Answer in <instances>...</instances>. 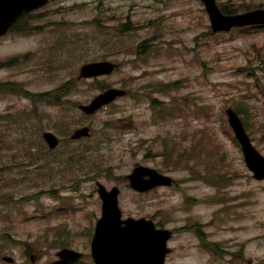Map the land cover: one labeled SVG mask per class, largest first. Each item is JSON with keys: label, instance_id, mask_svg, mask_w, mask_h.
Segmentation results:
<instances>
[{"label": "rangeland", "instance_id": "rangeland-1", "mask_svg": "<svg viewBox=\"0 0 264 264\" xmlns=\"http://www.w3.org/2000/svg\"><path fill=\"white\" fill-rule=\"evenodd\" d=\"M76 2L66 3L62 17L48 8L63 25L0 43L5 60L34 54L26 64L0 70V79L13 75L9 79L41 93L76 78L82 63L104 57L118 69L100 81L79 83L66 101L87 102L109 87L131 86L132 79V89L140 86L144 94L106 108L114 118L131 115L134 128L118 122L115 138L110 126L101 129L107 114L100 113L92 119L91 140L54 152L43 147L39 133L70 132L56 130L66 129L65 121H48L70 114L68 102L61 108L37 104L35 125L26 96H2L0 112L7 105L19 109L21 118L0 122V192L13 189L24 202L4 213L8 200L0 204V264L2 256L14 257L13 264H48L63 247L87 253L84 216L91 213L94 224L100 214L88 210L97 200L96 181L122 191L124 217L153 216L173 231L167 264H264V181L252 179L224 114L232 107L243 116L264 155V30L212 34L199 0H105L97 13L91 0ZM217 2L264 8V0ZM92 16L98 17L95 25L82 22ZM137 162L170 175L176 186L133 193L123 181ZM63 201L73 210L60 209ZM23 249L37 250L33 263ZM79 264L92 263L86 256Z\"/></svg>", "mask_w": 264, "mask_h": 264}, {"label": "water", "instance_id": "water-1", "mask_svg": "<svg viewBox=\"0 0 264 264\" xmlns=\"http://www.w3.org/2000/svg\"><path fill=\"white\" fill-rule=\"evenodd\" d=\"M210 17L213 32L228 31L233 26H243L254 22L259 16V12L248 13L241 16H222L215 6L214 0H203ZM109 72L106 64L89 65L82 69L85 76L96 75ZM119 93L110 90L97 99L98 104L108 102ZM229 123L238 138L245 156V161L249 169L253 170L255 177H264V159L252 148L249 139L245 135L241 123L236 115L230 110H226ZM44 139L53 147L56 144L55 138L50 134H44ZM144 176H149V180H142ZM131 187L143 192L159 185H170L171 181L158 175L154 170L137 168L128 177ZM103 199V217L98 221L95 236L92 242V254L95 264H163L165 255L169 252L166 249V241L170 236L167 231H156L150 221L144 219H128L120 221V212L117 209V190L105 193L100 190ZM121 223L125 226L121 227ZM68 251H63L59 255L64 256ZM6 261L9 259L4 258Z\"/></svg>", "mask_w": 264, "mask_h": 264}, {"label": "flooded vegetation", "instance_id": "flooded-vegetation-1", "mask_svg": "<svg viewBox=\"0 0 264 264\" xmlns=\"http://www.w3.org/2000/svg\"><path fill=\"white\" fill-rule=\"evenodd\" d=\"M52 1V0H51ZM56 1H58V0H56ZM36 12H39V13H41V14H44V16H43V18L44 17H46V10L45 9H39V10H37Z\"/></svg>", "mask_w": 264, "mask_h": 264}, {"label": "trees", "instance_id": "trees-1", "mask_svg": "<svg viewBox=\"0 0 264 264\" xmlns=\"http://www.w3.org/2000/svg\"><path fill=\"white\" fill-rule=\"evenodd\" d=\"M232 12H233V10L230 11V13H232Z\"/></svg>", "mask_w": 264, "mask_h": 264}]
</instances>
